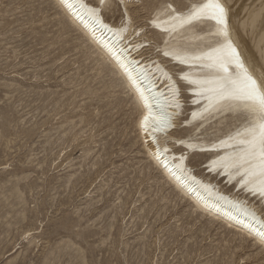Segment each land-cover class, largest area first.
Returning a JSON list of instances; mask_svg holds the SVG:
<instances>
[{
	"label": "rangeland",
	"instance_id": "rangeland-1",
	"mask_svg": "<svg viewBox=\"0 0 264 264\" xmlns=\"http://www.w3.org/2000/svg\"><path fill=\"white\" fill-rule=\"evenodd\" d=\"M164 1L129 8L148 23ZM233 2L232 15L254 4ZM54 12L45 0H0V264H264L169 189L175 200L161 199L158 170L147 175L132 143V105L113 116L122 87L61 35ZM106 17H120L114 0ZM237 35L254 65L250 36ZM193 157L196 168L208 158Z\"/></svg>",
	"mask_w": 264,
	"mask_h": 264
},
{
	"label": "snow or ice",
	"instance_id": "snow-or-ice-1",
	"mask_svg": "<svg viewBox=\"0 0 264 264\" xmlns=\"http://www.w3.org/2000/svg\"><path fill=\"white\" fill-rule=\"evenodd\" d=\"M58 3L73 14L74 20L83 22L87 17L93 36L97 31L112 33L115 38L113 43L105 42L110 58H114L117 67L122 70L126 87L137 97L138 103L149 109L140 121V127L147 136L145 151L158 168L176 178L186 190L196 192L197 186L203 185L185 164V161L196 163L195 158L189 159L187 154H182L178 158L172 156L169 161L171 150L162 147L157 138L159 134L164 137V144L168 143V132L176 127L183 107L181 96L191 90L195 97L192 103L200 106L191 113V119L185 117L187 125L197 121L194 125L197 132L204 127L209 116L235 114L245 122L242 131L219 140L209 149L185 140L178 143L192 152L198 148L200 151L215 150L216 158L207 165L209 170L223 172L229 181L235 180L240 189L258 198L257 209L255 203L249 204L247 200L231 201L220 197L237 210L236 219L241 220L250 231L259 233L264 246V231H261L264 229V71L247 65L233 42L228 0H198L193 4L173 0L172 3L158 5L150 26L161 30L162 35L157 41L161 47H156L153 41L147 39L146 28L132 27L129 0H117L123 16L118 27L104 23L106 14L112 8V0H90L88 3L85 0H58ZM131 3L134 4L135 0ZM207 23H212L214 28L206 34L208 40L197 37L195 44L176 42L177 34ZM153 47L160 60L168 61V67L176 69L177 65H184L187 70L179 68L169 72L160 60L145 58L140 50L147 51ZM133 54L141 59H134ZM141 60L148 63V69L154 68L159 74L156 80L162 84L159 90H154L156 83L151 88L146 87L148 73ZM261 67L264 68V65ZM153 106L155 112L151 111ZM216 206L219 207V203ZM257 225L260 227L257 228Z\"/></svg>",
	"mask_w": 264,
	"mask_h": 264
},
{
	"label": "bare ground",
	"instance_id": "bare-ground-1",
	"mask_svg": "<svg viewBox=\"0 0 264 264\" xmlns=\"http://www.w3.org/2000/svg\"><path fill=\"white\" fill-rule=\"evenodd\" d=\"M45 1H48L50 9H53V6L55 8L54 15L57 19L55 25L59 27L61 35H70V39L72 41H80V43H76L74 47H82L84 48L87 55H89V57L94 56V60H96V64L99 68L98 70L100 72H106L107 75H110V81L115 88L122 87L120 88V94L116 96L115 99L114 105L115 108H118V110L113 114V116H115V114H121V116L123 115L125 117V114H128L126 113L125 107L129 104L132 105L130 117L132 118L134 116L132 119L133 127L137 132L135 140L132 141V143L134 144V142L141 141L143 151L146 157L149 159V163L146 166V168L149 169L147 175H151L152 170H158V178L161 180V185L158 187L157 192H160L162 194L165 189H169L174 196L173 198H177L185 203V206L190 211L191 216H194L196 214V216H194L196 219L206 218V222L208 223V225L219 226V228L223 229L225 233L231 235L232 241H237V247L245 246L249 248H255L258 253L264 254V246L261 245L259 233L250 231L245 224L241 223V220L236 219V216L238 214L237 210L232 208L225 200L220 199V197H226L227 200L231 201L247 200L249 204L255 203L258 209V198L240 189L235 180L229 181L228 176L223 172L219 170L215 172L209 170L207 165L209 164L210 160L216 158L215 150L200 151L198 148L195 152H192L185 145L178 143V141L180 140H185L190 143L198 144L200 148L209 149L211 148L212 144L218 143L219 140L226 139L228 136H234L237 131H242L246 126L245 122L235 114L230 116H209L204 123V127L201 128L199 132H197L196 128L194 127V125H197V121H193V125H187L185 123V117H187V119H191V113L193 111H197L200 106L192 103V100H194L195 97L192 94L191 90L185 92L190 98L188 100L189 104L186 103L184 94L181 96L180 102L183 107L180 116L176 120V127L170 129L168 132V143L164 144V137L159 134L157 138L161 141L162 147H168L171 150L168 154L169 161H171L172 156H176L178 158L182 154H187L189 156V159L191 158V155L194 154L208 156L206 161L200 163L198 168L185 161L187 168L192 169V175L196 176L198 180L203 182L202 186H197L196 192L186 190L180 183H178L176 178L172 177L163 168H158L156 162L145 151L144 141L147 140V136L140 127V121L143 119V116L147 114L149 109L138 103L137 97L131 93L130 89L126 87L125 76L121 74L122 70L117 67L115 59L110 58V54L105 46V42L113 43L115 38L112 36V33H102L100 31H97L95 33V36H93L88 27V24L90 22L87 20V17H85V20L83 22L74 20L73 14L65 8L61 7L58 3V0ZM114 1L119 6L120 17L118 18V20H113L108 19L105 16L104 23L109 24L111 27H118L121 20L123 19L122 8L117 3V0ZM88 2H90V0H85V3ZM165 2L172 3V1H164V3ZM197 2L198 1L194 3ZM253 2L254 4L252 6L244 4L243 6H241V11L239 13H235L234 15H232L231 11L234 2L233 0H228V3L231 5L230 27L232 36L234 38L233 42L240 50L241 56L245 58V63L251 67V61L249 62L246 58L247 56H245L243 52L246 51V49L243 50L244 46L241 45L240 36H238L239 34L237 35V33L239 32L241 37L250 36L249 44L251 47V51L253 52V55L256 56V63L252 66H255L257 71H264V68L261 67L262 65H264V0H253ZM142 4L143 0H135L134 4L131 3V0H129V6L134 5L138 6L139 8ZM132 13L133 12H131L130 10L129 15L132 16ZM138 16L143 19L145 17L141 14H138ZM132 18L133 28L137 26L146 28L148 30L147 39L153 41V43L156 44V47L162 46L156 40H153L154 37L149 35V31H153L161 36L162 34L160 29L151 27L150 21L148 23L141 22V24H137L133 16ZM151 18L152 17H150V20ZM213 30L214 28L212 23L201 24L195 28L188 29L186 32L177 34L176 42L178 44H195L197 42V37H204L205 40H208L206 34ZM140 51L144 53L145 58L151 57L153 59L160 60V57L156 56L155 47L150 48L147 51H145L144 49H141ZM133 58L138 60L141 59L140 56H137L135 54H133ZM160 62L167 68L169 72L178 70L179 68H185V70H187L184 65H177L176 69L168 67V61L166 59L160 60ZM141 63L144 65V68L148 73L146 87L151 88L152 84L156 83V88L154 90H159V88L162 87L161 83L156 82L159 74L155 72L154 68L148 69V63H146L144 60H141ZM133 74L135 75V72ZM160 79L162 80V78ZM127 93L129 96L128 99L123 97V94ZM145 94L147 95V92ZM151 111H156L155 106L151 108ZM184 130H191L192 137H180L179 135L182 134ZM220 152L221 154H223V150H220ZM178 162L179 161L177 160V163ZM173 198L164 193L161 197V199H166L169 202H173V200H175ZM217 203H219V207L216 206ZM256 227L259 228L260 226L257 225ZM261 231H264V229H261ZM101 264H108V260L102 261Z\"/></svg>",
	"mask_w": 264,
	"mask_h": 264
}]
</instances>
